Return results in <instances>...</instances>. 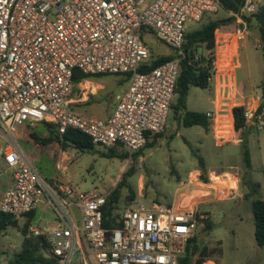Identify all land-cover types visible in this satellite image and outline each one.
<instances>
[{
    "label": "built area",
    "instance_id": "2783aa9c",
    "mask_svg": "<svg viewBox=\"0 0 264 264\" xmlns=\"http://www.w3.org/2000/svg\"><path fill=\"white\" fill-rule=\"evenodd\" d=\"M258 6L246 0L239 12L229 13L236 25L228 43L230 55L249 35L246 18ZM221 8L220 0H0V166L12 172L0 211L15 220L36 213L37 225L33 222L30 233L46 239L49 254L59 264H72L76 255L78 264H180L198 219L204 218L196 211L201 202L183 211L157 202L130 207L122 212L120 227L106 228L108 194L81 192L69 181L52 184L43 179L17 144L18 129L41 124L60 138L73 129L101 148L121 146L130 155L139 151L149 137L167 128L186 56L187 23H198ZM148 31L172 51L173 58L142 73L153 60L143 40ZM218 37L217 45L219 33ZM212 55L215 72L218 63ZM75 70L127 78L128 86L116 96L107 119L76 110L75 90L85 96L83 85L91 77L76 84ZM262 104L260 96L246 101V129H264ZM201 175L200 170L191 171L177 186V197L192 188L197 193L206 190L202 195L206 198L216 190L215 179L236 180L234 174L210 171L204 182Z\"/></svg>",
    "mask_w": 264,
    "mask_h": 264
},
{
    "label": "rangeland",
    "instance_id": "374dc122",
    "mask_svg": "<svg viewBox=\"0 0 264 264\" xmlns=\"http://www.w3.org/2000/svg\"><path fill=\"white\" fill-rule=\"evenodd\" d=\"M260 5H264V0ZM229 17L228 12L220 9L216 14H206L198 23H187V32L200 29L210 21ZM248 26L249 35L240 42L239 49L236 46L234 55L229 54L224 40L234 37L236 25L231 22L221 27V41L214 51L217 53L218 67L212 74L210 86L206 89L192 87L189 91L186 102L188 111L203 114L209 123V130L202 126L186 127L179 124L170 113L167 128L156 140V146L145 149L137 161H132L131 158L122 161L103 157L100 154L101 147L98 146L93 151H81L72 145L63 147L58 140L43 145L31 138V133H37L40 138L50 136L47 128L45 130L42 125L36 128L21 126L16 136L17 144L43 179L52 184H65L69 181L81 192L109 194L122 174L132 167L135 174L128 179V183L137 192V196L133 202L125 201L128 196V189L125 188L118 214L121 215L127 208L148 207L154 202L174 205L180 211L201 202L196 211L204 218L198 219L195 236L199 246L217 251L210 260L217 264H264V247H259L255 241L252 210L254 199H264V129L236 131L232 112L234 107H244L252 96H260L264 102V54L260 48L259 27L255 20L248 22ZM143 40L151 49L153 58L166 56L171 52L150 31L143 34ZM220 52L223 54L222 58ZM197 56L205 57L206 61L213 57L212 52L204 47L198 50ZM127 86L128 80L123 75L93 76L89 83L83 85L87 88L85 96L79 88L75 90L76 97L86 98V102L77 104V109L86 116L102 118L106 109L116 101V96ZM92 105L94 108L90 109ZM207 113L211 116H207ZM246 150L250 153V168L244 161ZM62 151L66 152L65 156ZM61 161L62 170L58 167ZM203 167L207 174L210 171L221 175L234 174L236 180L215 179L218 182L216 190L211 191L206 198L202 196L206 190L197 193L191 191L192 188L177 197L179 183L191 171H202ZM10 181L12 172L1 165L0 200ZM257 183L260 185L259 192L247 198L246 194ZM232 187L235 192L231 191ZM190 193L192 195L189 196ZM206 219L209 220L211 229L205 228L206 223L202 221ZM25 220H17L20 227ZM33 222L37 225L36 220ZM28 235H31L29 228ZM22 239L16 228L0 233V264L9 263L14 253L20 249ZM77 261L76 255L72 264H78Z\"/></svg>",
    "mask_w": 264,
    "mask_h": 264
},
{
    "label": "trees",
    "instance_id": "16d2710c",
    "mask_svg": "<svg viewBox=\"0 0 264 264\" xmlns=\"http://www.w3.org/2000/svg\"><path fill=\"white\" fill-rule=\"evenodd\" d=\"M246 0H220L222 4V10L230 12H239ZM247 22L251 23L255 20L259 27L260 32V48L264 54V5L258 6L257 12L246 18ZM234 22L233 17H229L222 20H213L205 24L200 29L185 33V53L186 56L181 61L180 75L175 89V95L171 105L170 113H172L174 120L179 124H183L186 127L202 126L206 130H209V123L205 116L199 112L188 111L187 98L189 91L192 87L206 89L210 86L212 78V66L210 60L205 57H198V50L204 47L206 50L212 52L216 48L219 41L218 33L222 26ZM213 56V55H212ZM173 55L161 56L153 58L150 66L143 67L140 72L145 73L155 69L156 67L170 61ZM101 76V75H97ZM94 76V77H97ZM93 76L80 73L78 70L74 71V82L78 84L84 79ZM175 100V101H174ZM264 106V102L262 104ZM234 128L236 131L246 129L245 119L243 116V107H234L233 110ZM169 113V115H170ZM44 126V125H43ZM45 130L50 133L47 138H40L37 133H31V138L36 139L43 145H47L54 140H58L62 143L63 147L72 145L81 151H93L97 147L91 141V139L83 133L68 129L67 132L60 138L50 127L44 126ZM163 133L149 137L147 144L139 151L129 154L121 146H117L109 149L100 148V154L103 157L118 158L125 161L129 158L132 161H137L143 154L145 149L154 148L156 146V140L161 137ZM244 161L248 168L251 167L250 153L246 150L244 154ZM173 171V169H172ZM135 174L134 168L127 169L121 176L116 187L107 195L106 205L104 207V222L103 226L106 228L120 227L121 215L117 213L120 209V202L123 196V190L128 189V196L125 197V201L133 202L136 199L137 192L130 186L128 179ZM201 179L204 182L208 181V174L205 172V168L202 169ZM250 193L246 194L247 198L253 193L259 192L260 185L253 184ZM253 210V224L255 228V241L259 247H264V199L257 198L252 203ZM36 213H28L22 218L26 219L22 227L19 222L15 220L11 215L0 211V233L8 232L10 228H16L20 231L23 239L20 249L14 253L13 257L9 260L8 264H59L58 259L49 254V245L46 239L42 236L28 235V228L30 224L36 219ZM206 223V229H211V224L208 219L203 220ZM215 249H210L207 246H199L197 244V237L194 236L190 239L186 246L185 255L180 258V264H203L210 260ZM220 255L222 250L219 251Z\"/></svg>",
    "mask_w": 264,
    "mask_h": 264
},
{
    "label": "crops",
    "instance_id": "0c3cea01",
    "mask_svg": "<svg viewBox=\"0 0 264 264\" xmlns=\"http://www.w3.org/2000/svg\"><path fill=\"white\" fill-rule=\"evenodd\" d=\"M256 3H257V5H259V3L261 2V1H263V0H254ZM231 41V39H229V38H226L225 40H224V45H225V48L229 51V45H228V43ZM240 45H241V43L239 42V43H237V47H238V49H239V47H240ZM171 51V50H170ZM215 51V50H214ZM213 51V53H214V55H217V53L216 52H214ZM222 52H220V56H221V58L223 57V54H221ZM168 55H172V51L169 53V54H167L166 56H168ZM227 62H228V60H227ZM93 95H95V93H92ZM78 98V97H77ZM79 102H86V98H84V99H77V103H76V105H75V108H76V110H78L77 108H78V103ZM115 104H116V101L114 102V104H112V106H110L109 108H107L106 109V112L103 114V116H102V118L103 119H107L110 115H111V113H112V111H113V109H114V107H115ZM94 108V106L92 105L91 107H90V109H93ZM89 110V109H88ZM79 111V110H78ZM80 112V111H79ZM87 112V111H86ZM80 113H82L83 114V112H80ZM85 115V114H84ZM90 117V116H89ZM95 118H97V117H95ZM102 118H100V119H102ZM41 125V124H40ZM40 125H38V126H40ZM38 126H36V127H38ZM43 126V125H42ZM35 127V128H36ZM66 152H63L62 151V154H63V156H65L66 154H65ZM11 183H12V181H10L7 185H6V189L11 185ZM3 194H4V192H2V195H1V198H2V196H3Z\"/></svg>",
    "mask_w": 264,
    "mask_h": 264
}]
</instances>
